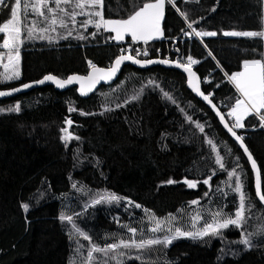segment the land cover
Instances as JSON below:
<instances>
[{
	"label": "trees",
	"instance_id": "1",
	"mask_svg": "<svg viewBox=\"0 0 264 264\" xmlns=\"http://www.w3.org/2000/svg\"><path fill=\"white\" fill-rule=\"evenodd\" d=\"M145 2L155 0H104V18L126 19ZM6 3L11 5L14 0ZM173 3L175 7L166 0L163 40L133 44L131 54L141 60H163L168 53L198 60L196 72L202 81L209 79L203 91L217 107L221 103L229 106L221 111L231 124L233 119L227 113L238 93L225 73L242 71L245 60L264 59V38L224 36L223 32L264 31V0ZM48 7H56L54 0H49ZM60 7L81 13L74 4ZM56 11L67 27L43 32L45 39L33 34L20 53L21 78L0 85V89L38 81L46 75L62 79L85 76L91 70L88 61L108 68L120 55L122 45L116 44L111 33L97 30L94 23L85 32H73L70 17ZM28 17L25 28L34 23L37 28L48 27L44 18ZM8 18V9L2 8L0 22ZM76 19L80 23L99 18L88 13ZM193 29L217 35L196 37ZM3 36L0 34V44ZM81 36L84 38L79 39ZM165 92L175 103L164 96ZM136 95L139 99L133 100ZM17 104L19 112L7 111ZM0 108L5 109L0 113V264H78L85 260L87 250L82 258L76 257L78 253L72 248L75 241L69 239V227L59 217L68 205L69 210L83 213L85 202L99 194L115 193L141 205L157 219L192 207V201H198L202 211L234 215L239 197L231 190L233 181L227 175L233 168L249 197L243 227L229 226L220 235L201 239H176L166 248L152 246L124 264H264V236L252 237L251 247L239 243L244 236L264 228V208L255 195L251 168L214 113L188 89L181 72L126 66L113 86L102 87L89 99L79 97L76 88L59 92L47 86L0 101ZM66 119L74 122L69 131L79 137L67 145L61 140ZM196 123L204 125V133ZM244 123L246 127L236 131L245 135L244 142L259 164L264 191V129L258 126V117H248ZM209 139L223 157L225 170L215 163L216 153L208 145ZM209 176V185L203 184ZM169 180L175 182L169 184ZM185 180L197 182L196 188H189ZM24 204L29 205L27 212ZM108 204L88 209L83 221L105 225L103 214L114 211L121 202ZM122 212L128 214L130 210ZM113 215L117 218L116 213ZM212 220L213 215H207L206 223ZM99 261L104 262L96 258L94 264H102Z\"/></svg>",
	"mask_w": 264,
	"mask_h": 264
},
{
	"label": "snow or ice",
	"instance_id": "2",
	"mask_svg": "<svg viewBox=\"0 0 264 264\" xmlns=\"http://www.w3.org/2000/svg\"><path fill=\"white\" fill-rule=\"evenodd\" d=\"M71 0H54L55 8L48 7L49 0H14V3L9 5L5 2V0H0V6L8 9V13L10 14V18L6 20V22H0V34H4L3 43L0 45L3 49L7 50V52H0V63H3L5 56L7 57V63H3V67L5 69L4 73L0 74L2 79H0V83H5L13 80H17L20 78V46L24 42L21 39L22 31L24 30V20L29 15H36L44 18V22L48 24V27L40 28L41 32H47L49 29L55 31V26L59 24L60 27H67L65 20L59 16V13L56 9H59L60 12H65L66 15L70 17V19L75 22V17L78 13L76 12H66L65 9L61 8V4H69ZM169 4L173 3V0H167ZM31 5V8H30ZM23 6V8H22ZM75 6L82 10L87 6L91 7L95 10L94 12L89 13L90 16L98 17V20L93 21L92 19L86 20L83 24L86 26L88 24H95L97 30L104 28L106 31L115 33V36L112 39L116 41H123L125 36H130L133 42L143 41L147 44L149 41L154 40L163 35L161 28V21L164 18L165 12V0H155V2H145L142 7L138 10H135L132 14H130L126 19H105L103 15V7L104 0H75ZM47 10V12L45 11ZM179 11V9H177ZM215 11V9H213ZM50 14V15H49ZM181 16L186 18V13L181 12ZM36 25L33 24L32 27L27 28V37L29 39L33 38L34 29ZM188 28H192V24H188ZM183 31V30H182ZM192 34L196 37L200 36H209L214 37L217 35L216 32H198L195 29L192 30ZM71 35V32H69ZM95 35V33H93ZM185 35H189V33H185ZM224 36L231 37H247V38H264V31H225L223 32ZM41 39H45L46 37L40 36ZM79 39H83L84 37H78ZM137 55L139 52L137 51ZM144 55H147V52H144ZM209 56L212 55L211 52L208 53ZM264 56V54H262ZM125 61H131L135 64H152V63H161L168 64L170 63L168 60H147L140 61L135 59L133 55L128 54L119 55L113 62L112 66L105 68L97 67L92 61H88L89 68L91 71L86 76L73 75L69 76L65 79H58L53 75H46L43 79L36 81L37 84H43L46 81H51L57 85L59 88H64L66 85H70L72 83H79L80 85V93L81 95H88V93L92 92L97 84L101 81H111L119 72L120 66ZM199 63V61L194 60L192 56L187 57L186 63H176V67H180L184 72L188 74V84L192 89L197 92L199 95L203 97L205 101L212 105L215 109L216 105L212 104L209 95H205L201 92L198 81L196 79V73L192 70V65ZM227 76V80L231 83L236 93L238 95L234 97V105L230 106V111L227 113L228 116L233 118V122L231 124L225 121V116L217 110L216 114L219 117L220 121L224 122V128L228 133L231 134L232 137L239 143L240 148L243 149V152L247 155L248 161L251 163V168L254 172L255 176V194L258 200L264 204V191H262V179H261V169L257 165L256 160L254 159L249 148L244 144L245 137L242 135H238L235 129H244L246 127L244 120L247 117H251L256 119L258 117V126L260 128H264V59H252L243 61V70L232 73ZM32 87V84H23L22 88L27 89ZM21 88H14L11 91H0V97L11 95L13 92L21 91ZM164 96L172 100L175 103V100L167 92L164 93ZM133 100L139 99V96H133ZM120 107V105H117ZM112 109L106 108L105 111H111ZM5 109L0 108V113L4 112ZM7 111L9 112H19L20 105L17 104L13 108H9ZM69 111H76L74 108H70ZM183 111V109H181ZM83 114V113H82ZM188 120L191 121V117H188ZM73 121L71 119H66L65 124L66 127L61 129L63 135L61 136V140L67 145L71 140H78V136H74L73 133L69 131V128L73 125ZM196 128L199 129L201 133H204L205 128L204 125L200 123H196ZM256 127L255 125L253 126ZM208 145L211 147V150L216 153L215 163L219 166L221 170H225V164L223 162V157L217 151L216 145L213 143L211 139L207 140ZM229 152L231 149L228 150ZM239 158L237 157V160ZM239 166V165H237ZM215 173H213L214 175ZM227 175L230 180L233 181V185H230L231 190L238 194L239 204L236 208L234 215H227L223 213H216L213 216V220L211 223H205V225L195 231H182L180 228L169 229L170 235H165L163 239L161 238H149L146 240H140L137 242L136 240L125 241L121 240L119 243H109L105 247H100L92 242L91 236H89L85 231L81 230V228L75 222L73 215H61L59 218L62 222H67L71 225V229L69 231V239L74 240L77 244L75 251L79 253L81 249L84 248L83 244L79 243V239L82 237L83 240L88 241L91 245L86 253V262L87 264H92L95 259L94 254L103 253L105 256L108 253H117L120 256L125 255L123 252H119L121 248H136L137 250L149 249L155 245H162L163 247H168L173 243L174 240L179 238H192V239H201L208 236H217L220 235L222 229H227L229 226H234L236 228H241L247 221V214L249 211V197L248 194L244 191V185L241 180L240 175L236 172V169L233 168L231 171L227 172ZM234 178V179H233ZM212 177L209 176L207 179L203 180V184L209 185ZM175 181L169 180L167 183L171 184ZM189 188H195L197 186V182L185 180L184 181ZM73 188H76V184L72 185ZM208 193H205L207 195ZM125 198L120 197L115 193H105L104 195L99 196V198L94 199L89 206L99 205L101 203H120L121 200ZM127 203L129 205H133L136 208H141L142 206L139 204H135L134 202L128 200ZM192 204H197L198 201H192ZM23 209L25 212L29 210V205L24 204ZM86 210V209H85ZM146 213L147 209L144 210ZM79 213L76 214V217H79ZM150 220L155 221V226L150 229L152 233H157L162 231L161 222L155 220L154 217L150 216ZM201 217L197 215L193 217V221L197 222ZM123 227H127L123 225ZM128 231L135 234L137 232L136 228H128ZM264 236V228L258 229L255 233H250L247 236H244L239 243L251 247L252 246V237L254 236ZM115 259V256H113ZM140 259V257H137ZM75 264V261H73ZM83 264V262H82ZM104 264H107V261H104ZM117 264H123L122 260H118Z\"/></svg>",
	"mask_w": 264,
	"mask_h": 264
},
{
	"label": "rangeland",
	"instance_id": "3",
	"mask_svg": "<svg viewBox=\"0 0 264 264\" xmlns=\"http://www.w3.org/2000/svg\"><path fill=\"white\" fill-rule=\"evenodd\" d=\"M5 2H6V0H5ZM69 4H74V8H76V10H79V8H77L75 6V0H73ZM2 8H3V6H0V12H1ZM87 8H89V9H87ZM93 9L94 8H91V7H85L82 10L83 14L78 13L76 15V17L86 15V14L90 13L91 10H93ZM66 12H67V10H66ZM63 13L65 14V12H63ZM164 15H165V12H164ZM59 16H61V15H59ZM76 17H75L74 23L71 19L69 20V21H71V26L73 27V32H81V31L85 32L89 26H94L93 24H88L85 26L83 24V22L78 23ZM28 18L29 17H27L24 21H27ZM28 21L30 22V18L28 19ZM162 22H163V20L161 21V28H162ZM35 25H36V28H35V30H34L35 32L33 34L35 37H37V39H40V36L43 34V32L40 31V28H37V24H35ZM29 27H30V25L27 28H29ZM27 28L24 27V30L22 31V34H21V39L24 42L20 46V53L22 51L23 46L32 40V39H29L27 37V31H26ZM59 29H61V27H59V24H57L55 26V32H57ZM102 29L105 32L111 33L113 37L115 36V33L106 31L104 28H102ZM50 32H52L51 29H50ZM162 32H164L163 29H162ZM163 38H164V33L162 36L156 38L155 40H159V39H163ZM115 42H116V44L127 45V46H131V45L136 44V43H144L143 41L133 42L131 40L130 36H125L123 41H116L115 40ZM0 45H2V44H0ZM0 52L6 53L7 50L0 47ZM3 63H7V57L6 56L3 60ZM3 63H0V74L4 73V71H5V69L3 67ZM19 70H20V78H21V59H20V64H19ZM0 79H2V76H0ZM19 79L9 81V82H5V83H0V85L11 84L13 82L18 81ZM245 120H246V118H245ZM237 130H240V129H237ZM242 136L245 137V135H242ZM104 194H99L98 196H96L95 199L99 198V196L104 195ZM92 201L93 200H88L85 202V205H86L85 209L86 210H84V212H83V213H85L84 215L82 212H75V211L69 210V205H68V208L64 210L63 215H73L75 222L81 228V230L85 231L89 236H91L92 242L95 243L96 245L100 246V247H105L109 243H119V241H121V240H125V241L136 240L137 242H139L140 240H146V239L152 238V236H156L155 238L163 239V237L165 235L171 234L169 232V229L180 228L182 231H195V230L202 228L205 225L204 223L207 222V215H213L214 216V214L218 213V212L214 213L211 211H202L197 204H193L192 207H189V208H187V209H185V210H183V211H181V212H179L173 216H168V217H165L162 219H157L154 216H152L149 212L146 213L141 208H136L133 205H129L127 203V200L124 199V200H121V206L120 207H118L114 211H112V210L106 211L107 214H103V220L105 222V225L101 222L97 223V225H91L90 222H85L83 220L86 219L85 216L88 213V209L94 207V206H89V205H91ZM108 205H117V203L113 202V203H109ZM129 210H130V212L128 214H126V213L123 214V212H122V211H129ZM77 213L80 214L78 218L76 217ZM114 213H116V216H117V218H115V219L113 218ZM197 215H199L201 217V219H199L197 222H194L193 217H196ZM150 216L154 217L155 220H158L161 222L162 229H163L162 231L157 232V233H152L150 231V229L155 226V221L150 220L149 219ZM67 225H68L69 231H70L71 225L68 223H67ZM123 225H126L127 227H123ZM128 228H136L137 232L135 234H133V233L128 231ZM79 243L83 244L84 248L81 249V251L77 254L76 257L82 258L85 255V250H88V248L91 245L89 244L88 241L83 240L82 237L79 239ZM155 246H157V245H155ZM76 247H77V244L75 242V243H73L72 248L76 249ZM145 250H147V249L137 250L134 247L133 248H127V249L121 248V249H119V252L125 253V255H123V256H120L117 253H108L107 256H105L103 253H97V254H94V256H95V259L97 258L98 260H101V261H107V263L114 262V264H117L118 260H122L123 264H124V263H126V261L133 259L132 257L134 255L142 254ZM113 256H115V259H113ZM83 261H85V262H83ZM83 261H81L78 264H82V262H83V264H87L86 259ZM100 263L104 264V262H100ZM92 264H94V261L92 262Z\"/></svg>",
	"mask_w": 264,
	"mask_h": 264
},
{
	"label": "water",
	"instance_id": "4",
	"mask_svg": "<svg viewBox=\"0 0 264 264\" xmlns=\"http://www.w3.org/2000/svg\"><path fill=\"white\" fill-rule=\"evenodd\" d=\"M135 59H138V60H140V61H147V60H141V59H139V58H136V57H134ZM151 60H154V61H158V60H162V59H151ZM170 63H168V64H161V63H152V64H135V63H133V62H131V61H125L121 66H120V70H119V72L117 73V75L111 80V81H101L99 84H97L96 86H95V88H94V90L92 91V92H90V93H88V95H81V93H80V85H79V83H72V84H70V85H66L64 88H59V87H57V85L55 84V83H53V82H51V81H46L45 83H43V84H37V83H35L36 81H33V82H27V83H24V84H32V87H30V88H27V89H23L22 88V85L23 84H20V85H18V86H15V87H13V88H9V89H0V91H11L12 89H14V88H21L22 90L21 91H19V92H13L11 95H7V96H3V97H0V101H4V100H8V99H13V98H16V97H18V96H22V95H26V94H28V93H30V92H32V91H34V90H36V89H40V88H45V87H47V86H51V87H54L56 90H58L59 92H65V91H68V90H70V89H72V88H76V91H77V93H78V95H79V97H81L82 99H89L91 96H93L96 92H98L102 87H110V86H113L117 81H118V79H119V77L121 76V74H122V72H123V70H124V68L126 67V66H133V67H135V68H137V69H139V70H148V69H151V68H153V67H163V68H166V69H173V70H177V71H179V72H181L185 77H186V79H187V87H188V89L192 92V94L195 96V98L197 99V100H199V101H202L204 104H206L208 107H209V109L214 113V115L217 117V119H218V121H219V123H220V125L223 127V129L225 130V132L229 135V137L236 143V145L239 147V149L242 151V153H243V155L245 156V158H246V160H247V162H248V164H249V166H250V168H251V163L248 161V159H247V155L243 152V149L242 148H240V146H239V143L235 140V138L234 137H232L231 136V134L230 133H228L227 132V130L224 128V122H222V121H220V119H219V117L217 116V114H216V112H217V110H219L220 111V113L221 114H223L224 115V113L216 106V108L214 109L213 107H212V105L211 104H209L207 101H205L204 99H203V97L201 96V95H199L197 92H195L193 89H192V87H190L189 86V84H188V74L186 73V72H184L183 71V69L182 68H180V67H176L175 65H176V61H169ZM105 69H107V68H105ZM91 71V70H90ZM89 71V72H90ZM194 71V70H193ZM89 72H88V74H89ZM195 73H196V79H197V81H198V86H199V88H200V90H201V92H203L205 95H207L204 91H203V85H202V80H201V78H200V76L198 75V73L196 72V71H194ZM87 74V75H88ZM54 76V75H53ZM73 76V75H72ZM79 76H84V75H79ZM86 76V75H85ZM56 77V76H55ZM58 79H62V78H59V77H57ZM43 79V78H42ZM67 79V78H66ZM65 79V80H66ZM39 81V80H38ZM211 99V98H210ZM212 101V100H211ZM212 104H214V102L212 101ZM225 116V115H224ZM225 121L226 122H228V120L226 119V117H225ZM236 131V130H235ZM237 132V131H236ZM237 134H238V132H237ZM239 135V134H238ZM244 144L246 145V143L244 142ZM247 146V145H246ZM255 159V158H254ZM257 165L259 166V164L257 163ZM251 171H252V173H253V177H254V188H255V176H254V172H253V170H252V168H251ZM261 179H262V174H261ZM262 191H263V184H262ZM256 195V194H255ZM257 198V197H256ZM257 200H258V198H257ZM258 202L260 203V205L264 208V204H262L259 200H258Z\"/></svg>",
	"mask_w": 264,
	"mask_h": 264
},
{
	"label": "built area",
	"instance_id": "5",
	"mask_svg": "<svg viewBox=\"0 0 264 264\" xmlns=\"http://www.w3.org/2000/svg\"><path fill=\"white\" fill-rule=\"evenodd\" d=\"M131 48H132L131 46L127 47L126 45H122L121 49H120V55L121 54H124V55L131 54ZM158 55H162L161 52H158ZM163 60L176 61V62H179V63H186L187 62V57L184 56L183 54H177L176 56H172L170 53H168ZM191 67H192V70L197 71L198 63L193 64ZM208 83H209V79L208 78H206V79H204L202 81V85L208 84ZM221 106L225 110L229 109V106L226 103H223ZM261 129H264V128H261Z\"/></svg>",
	"mask_w": 264,
	"mask_h": 264
},
{
	"label": "bare ground",
	"instance_id": "6",
	"mask_svg": "<svg viewBox=\"0 0 264 264\" xmlns=\"http://www.w3.org/2000/svg\"><path fill=\"white\" fill-rule=\"evenodd\" d=\"M194 59H195V58H194ZM195 60H196V59H195ZM197 61H198V60H197ZM77 94H78V93H77ZM78 96H79V95H78ZM200 102H202V101H200ZM202 103H203V102H202ZM203 104H204V103H203ZM222 104H223V103H221L220 106L218 107L220 110L223 109L222 106H221ZM205 105H206V104H205ZM215 105H216V104H215ZM206 106H207V105H206ZM207 107H208V106H207ZM208 108H209V107H208ZM256 162H257V161H256Z\"/></svg>",
	"mask_w": 264,
	"mask_h": 264
},
{
	"label": "crops",
	"instance_id": "7",
	"mask_svg": "<svg viewBox=\"0 0 264 264\" xmlns=\"http://www.w3.org/2000/svg\"><path fill=\"white\" fill-rule=\"evenodd\" d=\"M87 7V6H86ZM165 7H166V0H165ZM113 37V36H112ZM159 40H163V39H159ZM159 40H151V41H149V42H152V41H159ZM115 41V40H114Z\"/></svg>",
	"mask_w": 264,
	"mask_h": 264
}]
</instances>
